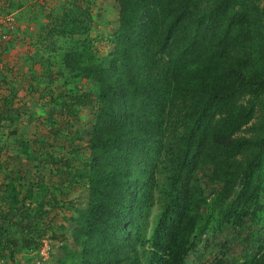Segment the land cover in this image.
Returning a JSON list of instances; mask_svg holds the SVG:
<instances>
[{"label": "trees", "instance_id": "1", "mask_svg": "<svg viewBox=\"0 0 264 264\" xmlns=\"http://www.w3.org/2000/svg\"><path fill=\"white\" fill-rule=\"evenodd\" d=\"M118 2L114 49L103 57L92 49V17L78 1L63 0L36 15L39 30L29 58L43 66L51 103L76 123L81 107L91 105L93 95L97 100L90 154L78 165L76 137L68 140L75 159L63 148L57 156L48 151L56 165L66 166L58 183L37 179L31 182L34 190L22 178L21 198L11 179L0 219L12 226L17 217L25 223L18 231L37 229L44 236L46 229L26 222L61 204L56 190L86 186L88 199L84 208H76L68 264H185L214 210L223 226L241 223L263 205L264 7L260 0ZM54 58L72 74V84L65 80L56 94L50 79ZM83 79L91 87L82 90ZM10 91L12 96L4 98L8 107L15 96ZM258 110L256 134L238 135ZM5 113L0 111V128L14 124ZM208 162L225 184L213 202L194 174ZM162 166L166 175L160 184L156 174ZM157 191L161 204L149 231ZM11 235L0 226V253L8 249L13 260L18 240ZM260 248L242 264H264V244ZM197 264L229 262L218 257Z\"/></svg>", "mask_w": 264, "mask_h": 264}, {"label": "rangeland", "instance_id": "2", "mask_svg": "<svg viewBox=\"0 0 264 264\" xmlns=\"http://www.w3.org/2000/svg\"><path fill=\"white\" fill-rule=\"evenodd\" d=\"M1 1L16 12L18 20L17 36L9 42H0V111L4 115L7 111L8 115L15 118L13 125L8 126L7 122H4L0 128V204L4 206L2 210H7V197L12 193L7 190V186L11 179H15L21 198L27 186L36 189L31 182L37 179L45 180L47 184L52 182L53 185L59 181L66 166L56 165V160L49 158L48 151L57 156L60 148H63L67 155L75 159L76 154L69 153L68 140L76 137L73 145L79 148L81 153L77 156L81 159L78 160V165H81L82 161L89 156L97 100L93 95V103L81 107L78 122L69 123L60 108L51 103L50 94L45 93L46 75L42 74L43 66L32 64L29 58L34 45L33 36L39 30L35 20L36 15L40 16L43 9L48 10V7L63 0H50L48 3H38L34 0ZM76 1L83 7H87L91 14L89 34L92 37V49L100 57L105 56L114 49L112 40L120 13L118 0ZM260 5L264 7V0H260ZM43 20L46 21L47 18L44 16ZM77 37L84 38L85 35ZM50 68L54 94L65 88L63 84L65 80L68 79V86L72 84V74L67 73L70 69L68 70L62 61L54 58ZM91 83L83 79L79 86L82 90L88 89ZM11 89L15 90V96L12 105L8 107L4 98L12 96ZM259 112L258 110L256 117L246 124L238 135L256 134L253 125L257 122ZM52 117L55 121H51ZM24 140L28 141L27 147L21 142ZM246 154L247 152L242 153L239 158H243ZM213 169L214 164L208 162L207 167L200 166L194 172L203 195L209 202L223 195L225 190L224 182L214 177ZM165 175L166 170L162 166L156 174L160 184L165 180ZM22 178L26 187H20ZM76 190H68L67 187L56 190L61 204L50 209L48 215L26 222L27 227L38 224L41 229H46L47 233L44 236H38L37 229L18 231L17 226L23 227L25 223L13 220L16 221V225L10 226L9 221L6 220L5 226L10 228L11 236L17 238L18 244L13 260L7 249L0 253V262L2 264H68L70 260H67V255L71 253L69 249L73 248L72 233L77 216L76 208H84L88 199L86 186ZM235 190L238 191V186ZM234 195V192L231 193L228 200ZM156 197L149 231L155 223L161 204L158 191ZM32 200V206L36 205L35 198ZM261 203H263L262 206L252 211L238 224L224 222L223 226L218 225L219 219L222 218L218 211L214 210L212 216H209L205 222L204 231L195 238V248L189 254L185 264H197L201 261L211 263L218 257L225 258L229 264H242L257 255L261 245L264 244V196ZM215 228L219 229L214 230ZM22 238L28 239L29 245L24 243ZM43 240L50 244V251L46 257H38L36 251Z\"/></svg>", "mask_w": 264, "mask_h": 264}, {"label": "built area", "instance_id": "3", "mask_svg": "<svg viewBox=\"0 0 264 264\" xmlns=\"http://www.w3.org/2000/svg\"><path fill=\"white\" fill-rule=\"evenodd\" d=\"M38 3H48L50 0H34ZM18 20L15 11L0 0V42H9L17 36ZM50 251V244L43 240L42 245L37 249L38 257H46ZM0 264H2L0 262Z\"/></svg>", "mask_w": 264, "mask_h": 264}, {"label": "crops", "instance_id": "4", "mask_svg": "<svg viewBox=\"0 0 264 264\" xmlns=\"http://www.w3.org/2000/svg\"><path fill=\"white\" fill-rule=\"evenodd\" d=\"M57 183H58V182H57ZM57 183H54V184H57ZM51 184H52V182H51ZM75 189L78 190L79 188H75ZM77 190H76V191H77ZM2 205H3V204H2ZM3 207H4V206H1V204H0V209H3ZM14 220H18V218L15 217ZM1 221H2V222H1ZM5 221H6V220H1V219H0V226H2V227L4 226V228H6V226H5V223H6V222H5ZM17 225H18V224H17ZM20 226H21V225H20ZM7 228H8V227H7ZM8 229H10V228H8Z\"/></svg>", "mask_w": 264, "mask_h": 264}]
</instances>
